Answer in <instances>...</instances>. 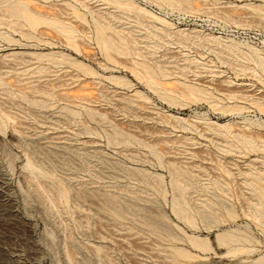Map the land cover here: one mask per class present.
Wrapping results in <instances>:
<instances>
[{"label":"rangeland","instance_id":"rangeland-1","mask_svg":"<svg viewBox=\"0 0 264 264\" xmlns=\"http://www.w3.org/2000/svg\"><path fill=\"white\" fill-rule=\"evenodd\" d=\"M22 1H32L31 10L72 26L77 45L53 25L32 28L0 7V117L5 121L0 126V264H264V195L256 191L264 189V110L255 104L264 102V74L249 59L194 38L201 31L203 37L246 44L234 33L264 31V18L256 13L264 12V0H190L188 5L185 0L180 10L130 0L170 24L171 40L150 36L129 23L135 11L129 18L126 9L124 14L123 8L102 0ZM246 3H253L249 12L259 6L256 15L252 10L247 14ZM72 8L80 16L75 18ZM227 15L235 20L230 23ZM236 16L247 18L244 23L251 28L240 27ZM98 19L117 26L105 25V35L115 47L125 39L127 51L111 50L107 55L112 59L105 57L95 39ZM132 25L139 32L131 33ZM16 51L71 59L37 60L27 53L29 59L21 58ZM72 59L88 71L68 63ZM144 66L166 87L175 90L184 83L186 88L180 87L189 91L186 95L197 87L208 90V100L198 94L199 101L197 89L183 99L178 87L174 95L179 100L169 103L145 81ZM82 85L89 88L83 92L89 94L87 100L65 95L71 90L82 95ZM207 120L229 122V132L206 126ZM239 133L257 142L246 145ZM28 161L38 166L36 172L52 173L38 176L25 167ZM173 174L181 178L172 180L176 187ZM50 184L61 186L67 196L58 195L59 187L53 194ZM173 203L184 206L187 215L173 210ZM224 232L235 239L221 244L223 251L235 245L245 250L216 256L213 237ZM192 238L206 239L211 249L194 248L188 241Z\"/></svg>","mask_w":264,"mask_h":264},{"label":"bare ground","instance_id":"bare-ground-1","mask_svg":"<svg viewBox=\"0 0 264 264\" xmlns=\"http://www.w3.org/2000/svg\"><path fill=\"white\" fill-rule=\"evenodd\" d=\"M102 1H104V2H108L110 5L111 4H114V5H116L115 6V8H117V9H119L120 7L121 8H123L122 10H123V13L125 14L126 12H128V14L126 13V15H127V17H129V18H131L130 16H128L131 12L130 11H135L136 13L134 14L133 12V14H134V16L132 17L133 19H128V21H129V23H132V22H134L137 26V28H138V26L139 27H143L147 32V34H149L150 36H155V38H159V39H162L163 40V38L162 37H165V38H167L168 37V39L170 38V37H172L171 36V33H170V29H172V28H168V27H166V26H168V25H170V24H168L166 21H163V20H161V19H159V18H157L156 16H153V15H151L149 12H147V11H144V10H141V9H139L138 8V6H137V8H136V5L134 4V3H132V1H130V0H102ZM150 1H153V2H155V4H157L158 6H167V7H169V9L170 8H172V9H174V8H176V9H178V10H180V8L182 7L181 5L183 4V2L185 1V0H178V1H176V0H150ZM187 1H190V0H186V4L188 5V4H190L189 2H187ZM32 2V1H31ZM31 2H25V1H22V0H0V7H1V9L2 8H4V9H6V7H8V12L10 13H8L7 12V10L6 11H4V12H6V13H8L9 14V17H13V18H17V19H22L25 23H27L29 26H31L32 28H36V26H40V25H45V24H49V25H53L55 28L57 27L59 30H60V32H62V33H64L67 37H68V39L70 40L71 38H72V40H70L71 41V43L73 42V38H74V41H76V37L74 36L73 37V33L75 34V32L74 31H76V30H73L68 24V26L69 27H67V26H65V24L66 23H64V22H58L57 21V19H55V17L53 18V16H47V15H42V13L40 14L39 12H37V10L36 11H34L33 9L31 10L30 9V3ZM191 2H194V1H191ZM107 3V4H108ZM251 4H253V3H251ZM250 3L249 4H245L246 5V7H248V8H246L245 7V9H248V11L247 12H249V9H250V6L251 7H253L252 5H251ZM243 5V4H242ZM244 5V6H245ZM4 6V7H3ZM111 6H113V5H111ZM119 8H118V7ZM114 7V6H113ZM184 8L186 7V6H183ZM239 8L240 7H242L241 5L240 6H238ZM258 7L259 6H255L254 5V8H257L258 9ZM189 8H193L192 6H190L189 5ZM188 8V9H189ZM201 8H204V7H201ZM199 9V12L202 10V9ZM254 8H251V10H252V12H256L255 11V9ZM127 11H126V10ZM194 9L195 10H197L195 7H194ZM243 9H244V7H243ZM244 9V10H245ZM259 9H261V8H259ZM31 10V11H30ZM72 10H75L76 11V8H72ZM121 10V9H120ZM191 10H193V9H191ZM251 10H250V12L249 13H247V14H249L250 15V13H251ZM254 10V11H253ZM262 10V9H261ZM261 10H260V12H261ZM126 11V12H125ZM182 11V10H181ZM184 11V10H183ZM187 11V10H186ZM194 11V10H193ZM204 11V9L201 11V12H203ZM120 12H122V11H120ZM130 12V13H129ZM195 12H197V11H195ZM205 12V11H204ZM260 12H256L257 13V15H259L260 16V18H261V16H262V18H264V12H261V13H263L262 15L260 14ZM78 13V14H77ZM121 14L122 15V17L124 16V14ZM251 14V15H256V13L255 14ZM8 14H6L7 16H8ZM80 13L78 12V11H76V15L74 16L75 18H76V16H80L79 15ZM101 14H103V13H101ZM110 15L112 14V13H109ZM114 14V13H113ZM112 14V15H113ZM132 14V15H133ZM104 15V14H103ZM121 15H120V17H121ZM231 15H229V17H230ZM233 16V15H232ZM118 16L116 15L115 17H113V18H115V19H118L117 18ZM119 17V19H122V18H120ZM127 17L126 18H124V19H126V21H127ZM226 17H228V15L226 16ZM229 17L226 19V20H230V23H231V19H233V20H235V18H230L229 19ZM234 17V16H233ZM237 17V20H239L238 22H241V24L239 25V23L238 24H236V26H242V27H246V28H251V26H252V24L251 25H249V23H248V25L247 24H245L244 22L245 21H247V18H246V20H244V21H241V20H243L244 18H241L240 16H236ZM241 18V19H239V18ZM257 17V16H256ZM81 18H82V16H81ZM81 18L79 19L78 17H77V19L78 20H81ZM112 18V17H111ZM250 18V17H249ZM83 20V19H82ZM232 20V21H233ZM98 21H100V24H99V22H98V24H96L95 26L97 27V30L95 31L96 32V36H95V39L97 38V40H96V42H98L97 43V45H100V47L102 48V52L103 53H105L106 52V55H105V57L106 56H108L107 55V52L108 53H110L111 54V52H113L114 50H116V51H114V52H116V53H118V51H120L121 53H122V51L124 52V50L125 51H127V49H128V47H127V42H126V40L124 39V40H121V39H119V43L121 44H119V46L118 47H115L116 45H112L113 43H111V42H114L111 38H110V41H109V39H108V37L105 35V34H107V32H106V30H104L105 28H110L111 26H109V24H105L106 25V27H105V25H104V21H102V19L101 20H99L98 19ZM101 21H102V24H101ZM113 21V20H112ZM121 22V21H120ZM167 23V25H166V23ZM233 22H235L236 23V21H233ZM242 22H243V24H242ZM248 22V21H247ZM122 23V22H121ZM125 23V22H124ZM124 23H123V26H124ZM235 23H233V24H235ZM111 25V24H110ZM52 26V27H53ZM122 26V25H121ZM125 26H126V24H125ZM125 26L124 27H122V29L124 28L125 29ZM133 26V25H132ZM171 26V25H170ZM105 27V28H104ZM113 27V26H112ZM111 27V29H113ZM116 27L117 26H115V28L114 29H116ZM134 27V26H133ZM132 27V28H133ZM136 27H134L135 29H132V32L131 33H137V31L136 30H138V32H139V29H137ZM172 27V26H171ZM118 28H120V27H118ZM256 28H260V25L258 26V27H256ZM130 29V30H131ZM133 30H135V31H133ZM174 30V29H173ZM179 30V29H178ZM177 30V31H178ZM185 30H187V29H184L183 31H185ZM182 31V30H181ZM180 31V32H181ZM182 31V32H183ZM193 31H195V29L193 30ZM198 31V30H197ZM190 32V30H187V36H188V33ZM200 32V34L202 33L201 31H199ZM198 32V33H199ZM131 33H129L130 35H131ZM183 33H185V32H183ZM192 33V31L189 33V34H191ZM193 33H195V32H193ZM200 34H197V35H199V36H197L196 35V33H195V35H194V38H195V40L197 41V43L199 44H201L202 43V45H205V46H207V44L206 43H208V47H210L211 45V47H220V48H222V49H224L225 51H227L228 53H230V56H234V55H236V56H240L241 58L243 57V58H245V59H249V61H252L256 66H258L259 67V69L261 70V72L264 74V54L258 49V48H256V47H254V46H252V45H250V44H242V43H239V42H236V41H234V40H232V39H229V38H222V37H220V36H212L211 34H204L203 33V35H205L204 37L202 36V34H201V36H200ZM133 35V34H132ZM131 35V36H132ZM136 35V34H135ZM191 35H193V34H191ZM4 36V35H3ZM157 36V37H156ZM170 36V37H169ZM178 36V35H177ZM186 36V34H185V37H187ZM106 37H107V39H106ZM133 37H134V35H133ZM146 37V35L144 36V38ZM153 38V37H152ZM67 39V38H66ZM150 38L148 37V40H149ZM172 38H170L169 40H171ZM69 40H67V41H69ZM146 40H147V38H146ZM147 40V41H148ZM165 40V39H164ZM168 40V41H169ZM191 40H193V39H191ZM195 40L193 41V42H195ZM206 41L205 42V44H203V42L202 41ZM123 41V42H122ZM144 41H145V39H144ZM146 41V42H147ZM150 41L151 40H149V43H150ZM77 42V41H76ZM76 42H73L74 44H76ZM70 43V42H69ZM152 43V42H151ZM114 44H116L115 42H114ZM122 44H123V46H122ZM134 44V43H133ZM72 45V44H71ZM77 45V44H76ZM76 45H75V48H76ZM118 45V44H117ZM210 45V46H209ZM73 46V45H72ZM122 46V47H121ZM220 48H216V51L217 52H219L221 49ZM77 49V48H76ZM212 49H214L215 50V48H211V50ZM218 49H220L219 51H218ZM75 50V49H74ZM112 50V51H111ZM223 50V52H225ZM111 51V52H110ZM222 51V50H221ZM220 51V52H221ZM16 52H18V51H16ZM119 52V53H120ZM13 53V52H12ZM11 53V54H12ZM19 54H21V58L23 57L24 58V56H22L23 54L25 55V57H28V59L30 58L28 55L26 56V53L25 52H23V51H20V52H18ZM14 54H16V55H13V56H17V53H14ZM18 54V55H19ZM27 54H29V55H35L34 57H35V59L37 58V60H42V59H38V58H42L43 57V59H48V58H50V60H51V56L53 57V58H55V60L56 59H58V61H59V58H62V57H64V59H66V58H69L68 56L65 58V56H63V54H62V56L60 55V54H58V53H49V54H45V53H42L43 55H41V54H36V53H32V52H30V53H27ZM227 54V53H226ZM231 54H233V55H231ZM10 55V54H9ZM8 55V56H9ZM57 55H60V57L58 58V57H56ZM229 55V54H228ZM7 55H5V57H6ZM7 56V57H8ZM44 56H48V58H44ZM10 57V56H9ZM19 57H20V55H19ZM34 57H32V59H34ZM109 57H111V59H112V56H108L107 57V59L109 58ZM235 57V56H234ZM240 57H238V58H240ZM52 58V59H53ZM69 59H71V58H69ZM110 59V58H109ZM63 60V59H62ZM62 60H60V62L62 61ZM53 61H54V59H53ZM57 61V62H58ZM66 61H68V60H66ZM65 61V62H66ZM62 62H64V61H62ZM72 62H75L76 63V66H77V68L80 70V69H82L83 71H85L83 68H87L86 66H84L82 63L80 64L79 62L77 63L75 60L73 61V59L72 60H70V61H68V63H72ZM138 64H140V63H138ZM137 64V65H138ZM72 65H74L75 66V64L73 63ZM136 64H134V67H136L135 66ZM142 65V64H141ZM144 65V64H143ZM138 66H140V65H138ZM80 67V68H79ZM141 67V66H140ZM147 66H144V69L146 70L145 71V73H144V79H146L145 81H147L148 82V84H149V86H151V87H154L156 90H154V91H158L159 93H160V95L161 96H165L166 98L165 99H167V100H169L170 102L169 103H171L172 104V102H174V101H177V100H179V99H177L176 100V96L174 95L175 93H177L178 91H179V89H177L178 87L180 88V92H181V94H180V96L181 95H183V99L184 98H187V97H185V96H188V97H190V98H192L195 94H194V92H193V90H195V89H197V88H194V89H192L191 90V93L193 94L192 96H189V94H191V93H189L188 95H186L189 91H187L186 93L185 92H183L182 90V87H180V86H183L184 85V83L183 84H181V83H179V84H181V85H179L177 82L175 83V84H178V86H175V87H177L175 90H178V91H175L174 90V88H172V87H166V84L163 82V85H162V83L160 82V81H158L157 79H156V77H155V72L153 71V70H151V68H146ZM186 67V66H185ZM188 67H186V68H184V69H187ZM88 69V68H87ZM86 69V70H87ZM142 70H143V66H142ZM88 71V70H87ZM86 71V72H87ZM90 72V71H89ZM143 73H142V75H143ZM118 80V82L119 83H122V82H125V80L123 79V80H121L120 79V77H116ZM116 80V79H115ZM147 84V83H146ZM147 84V85H148ZM168 85V84H167ZM188 84H186V86H187ZM84 86V87H83ZM169 86V85H168ZM189 86V85H188ZM191 86V88H192V85H190ZM194 86V85H193ZM79 87H80V85H79ZM194 87H196V86H194ZM153 88V89H154ZM183 88H186L185 87V85L183 86ZM201 88V87H200ZM76 89H78V86H77V88ZM199 89V88H198ZM197 89V91H195V93H197V95L198 94H201L202 96H203V98H205V99H207L208 100V98L206 97L207 96V92H208V90H207V92H202L201 90H198ZM79 90H81L79 93H83V92H87V93H89L90 91H89V88L86 86V85H82L81 86V88L79 89ZM72 91V90H71ZM71 91L68 93V94H65L66 96H68L71 100H72V98H78V100L80 99H88V96H89V94H87V93H83L82 95H77V94H73V93H71ZM76 91V90H75ZM74 92V91H73ZM183 92V93H182ZM76 93H78V92H76ZM158 93V94H159ZM185 93V94H184ZM210 94V93H209ZM64 95V94H63ZM137 95H140L139 94V92H137ZM185 95V96H184ZM226 95V94H225ZM91 96H92V94H91ZM224 96V95H223ZM197 97V96H196ZM229 97V96H228ZM227 97V98H228ZM92 98V97H91ZM180 98H182V97H180ZM198 100L200 101V99H199V95H198ZM211 98V97H210ZM213 98H215L214 96H213ZM213 98H212V100H210V101H212V107H214V106H216L215 104L216 103H214V101H213ZM250 98V96H247V99H249ZM69 99V100H70ZM89 99H90V97H89ZM164 99V98H163ZM188 99V98H187ZM252 99V98H251ZM193 101H194V99H192ZM254 100V99H253ZM210 101H209V104H210ZM216 101V100H215ZM256 101H258V102H256ZM255 101V104L258 106V110L260 111V112H262L263 110H264V102L262 101L261 102V100H256ZM177 103V102H176ZM174 104V103H173ZM213 104H214V106H213ZM184 105V104H183ZM215 108H218V110H221L222 108H220V107H215ZM224 111V110H223ZM232 111V110H231ZM231 111H229V112H231ZM235 111V113H237L236 112V110H234ZM238 111V110H237ZM240 111V110H239ZM238 111V112H239ZM232 113H233V111H232ZM224 114V113H223ZM239 114V113H238ZM167 117V116H166ZM2 117H0V126H2L3 124H4V120L3 119H1ZM169 118V117H168ZM173 119H176V120H180V118H177V117H172ZM171 118V119H172ZM172 119V120H173ZM183 122L185 121L184 119L182 120ZM247 122H248V119H247ZM252 121H250V123H251ZM208 123H209V125H211V126H213L216 130L217 129H219V128H223V130L224 131H227V132H229V128H230V123L229 122H224L223 124H217V123H213V122H210L209 120H207V122H206V126H208ZM249 124V123H248ZM256 124V123H255ZM254 124V125H255ZM229 125V126H228ZM253 125V124H252ZM252 125H251V127H252ZM211 126H210V128H211ZM227 126L229 127L228 129H227ZM259 127H260V125H258ZM254 127H256V126H254ZM208 129H209V127H207ZM225 128L227 129V130H225ZM213 129V128H212ZM211 129V130H212ZM215 129L214 130H212V131H215ZM221 130V129H220ZM232 129H230V132H232L231 131ZM222 131V130H221ZM13 134H16V133H13ZM231 134H233V132L231 133ZM238 134V133H237ZM17 135V134H16ZM234 135H235V133H234ZM233 135V136H234ZM239 135H240V137H241V139L243 140V142H246V143H249V144H246V145H250L251 143H253L255 140L254 139H250L249 138V136L248 137H244V136H246V135H244V134H240L239 133ZM238 135V136H239ZM15 137H17V136H15ZM15 137H14V135H11V140H17V139H15ZM235 137H237L236 135H235ZM245 139H244V138ZM239 138V137H238ZM249 138V139H248ZM240 139V138H239ZM112 140V139H111ZM113 140H116V139H114L113 138ZM245 140V141H244ZM254 140V141H253ZM241 141V140H240ZM14 142H16V141H14ZM242 142V141H241ZM242 142V143H243ZM255 142H257V141H255ZM243 144H245V143H243ZM256 145V147L258 146V143L257 144H255ZM264 145V143L261 145L262 147H264L263 146ZM250 146H254V144H251ZM259 147V146H258ZM263 149V148H262ZM264 150V149H263ZM26 164V168H28V169H31L32 171L34 170V173L36 172L35 170L36 169H39L38 168V166H36L35 164H33V162H30V161H28L27 163H25ZM24 167V168H25ZM45 170H47V168H45ZM44 170V171H45ZM178 171V168L177 169H174V173H175V171ZM27 171V169H25V172ZM39 171V170H38ZM50 171V170H49ZM49 171H45V172H47L46 174H51V173H49ZM180 171V170H179ZM28 172H30V171H28ZM182 172V171H181ZM31 173V172H30ZM30 173H28L29 175H31ZM32 174V175H35L36 176V174L39 176V174H44V175H46L45 173H43V172H41V171H39V172H36V174ZM173 173V172H172ZM179 172H177L176 173V175L178 174ZM27 173H25V175H26ZM180 174V173H179ZM176 175H174L173 174V178L171 179V183L172 184H174V186L176 187V183H174L176 180L179 182V180L181 179H179V178H177V176ZM181 175H183V172L181 173ZM180 175V176H181ZM175 177L177 178L175 181L173 180V179H175ZM174 182H173V181ZM264 181V180H263ZM177 182V183H178ZM51 185V184H50ZM252 185H254V184H252ZM51 186H53L52 187V189L53 188H55V187H59V186H56V184H55V186L54 185H51ZM50 186V187H51ZM178 186H180V184L178 183ZM61 187V186H60ZM60 187L58 188V192L56 191V190H54L53 189V191H51L52 193L53 192H57L58 193V195L59 196H61V197H65V195L67 196V192L66 191H64V189H62V192H60L59 190H60ZM181 187V186H180ZM254 187H256V184H255V186ZM57 188H55V189H57ZM179 187H177V189H178ZM183 187H181V189H182ZM180 189V188H179ZM256 189V188H255ZM259 189H262V192H261V190H260V192L258 191ZM182 190H184V188L182 189ZM64 191V192H63ZM257 192H258V195H260V193H261V195H264L263 193H264V189L263 188H258L257 190H256ZM65 192H66V194H65ZM181 192V191H180ZM183 193V192H182ZM54 194V193H53ZM55 195H57L56 193H55ZM57 195V196H58ZM181 197H182V195H181ZM260 199H262V198H258V200L256 201L257 202V204H256V202H255V204L257 205V206H261V201H260ZM177 201H178V199H177ZM263 201H264V199H263ZM174 202H176V199L174 200ZM174 204V203H173ZM176 204V203H175ZM174 204V205H175ZM179 204H180V202H179ZM179 204L177 205L176 204V206H172V209L174 210V209H176V211L177 210H179V211H183V212H180L181 214L182 213H184V215H187V214H185L186 212H184V210H185V208H183V207H178L179 206ZM174 207V208H173ZM119 209V208H118ZM117 209V210H118ZM120 209H121V206H120ZM184 209V210H183ZM114 211H115V213L117 214V212H119V211H117L116 212V209H114ZM179 211H177V212H179ZM120 213H121V211H120ZM179 213V214H180ZM118 215H120V214H118ZM183 215V214H182ZM181 215V216H182ZM185 217H187L188 219H190V217H188V216H185ZM182 218L183 219H185V220H187V218H184L183 216H182ZM188 222H189V220H187ZM192 221V220H191ZM189 223H191V222H189ZM233 239H235V236L232 234V233H230V232H224V233H220V234H216L214 237H213V240H214V242H213V240H212V242L215 244H213L214 245V248L212 249V251L214 250L215 251V254H216V256L217 255H221V256H223V254L224 253H226V256L229 254H231V256H234L235 255V253H238L239 252V254H240V250L242 249V248H244V247H242L241 245L239 246H232V247H228L229 249L228 250H224L223 251V249H225V248H223V247H221V246H225L226 244H227V242H229V241H233ZM237 239V238H236ZM188 241H190L189 243H191V245H193L194 246V248L196 247V249L198 248V249H202V250H205L206 248H207V244L208 245H210V243H208L207 241H206V239L205 240H199V238L197 239V238H192V239H188ZM206 241V242H205ZM223 243H225V245H221V244H223ZM235 243V242H234ZM229 244V243H228ZM238 244H240V243H238ZM211 245H212V243H211ZM229 245H231V244H229ZM228 245V246H229ZM233 245V244H232ZM208 248H210L211 249V247L210 246H208ZM206 249V250H209V249ZM223 248V249H222ZM226 249H227V246H226ZM244 250H245V248H244ZM177 251H178V249H177ZM180 251V250H179ZM182 251V250H181ZM213 251V252H214ZM242 252H244V251H242ZM232 253H233V255H232ZM214 254V255H215ZM178 255H179V252H178ZM180 255H183L185 258H189V257H186V256H188V254H185L184 252H180ZM236 255H238V254H236ZM224 256H225V254H224ZM225 258V257H224ZM264 258V256L262 257V259ZM259 259V258H258ZM217 260V259H216ZM224 260V259H223ZM228 261L229 260H227V261H221V260H219V261H214V262H212L213 264H229L228 263ZM259 261V260H258ZM261 261V260H260ZM259 261V262H260ZM257 262V261H256ZM256 262H254V263H256ZM262 262V261H261ZM264 262V261H263ZM231 263V262H230ZM233 263V262H232ZM251 263H253V262H251ZM253 263V264H254ZM258 263V262H257ZM256 263V264H257ZM234 264H236V263H234ZM237 264H240V263H237ZM250 264V263H249Z\"/></svg>","mask_w":264,"mask_h":264},{"label":"built area","instance_id":"built-area-1","mask_svg":"<svg viewBox=\"0 0 264 264\" xmlns=\"http://www.w3.org/2000/svg\"><path fill=\"white\" fill-rule=\"evenodd\" d=\"M234 34L242 42L258 48L264 54V31L239 29Z\"/></svg>","mask_w":264,"mask_h":264}]
</instances>
